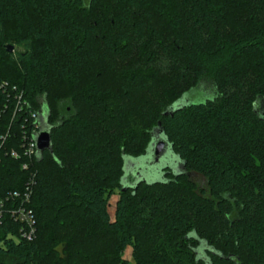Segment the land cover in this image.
Wrapping results in <instances>:
<instances>
[{
  "label": "trees",
  "instance_id": "1",
  "mask_svg": "<svg viewBox=\"0 0 264 264\" xmlns=\"http://www.w3.org/2000/svg\"><path fill=\"white\" fill-rule=\"evenodd\" d=\"M0 80V199L32 178L35 219L4 215L0 264H264V0H0ZM159 133L181 172L123 182Z\"/></svg>",
  "mask_w": 264,
  "mask_h": 264
},
{
  "label": "rangeland",
  "instance_id": "2",
  "mask_svg": "<svg viewBox=\"0 0 264 264\" xmlns=\"http://www.w3.org/2000/svg\"><path fill=\"white\" fill-rule=\"evenodd\" d=\"M212 88L213 87L211 86L210 82L208 81L200 82L198 86L191 89L190 91L185 93L182 97H180L177 101H175L172 104V107L176 108L178 106H182L185 104L198 103L206 99H209L213 96ZM262 102L263 101L260 100L258 102V106L261 105ZM143 157H146V159L150 158L149 145H148L146 154H144L143 156H140L138 158H133V157H128V156L125 157V160H124L125 161L124 162L125 175L129 173L130 178L133 181H139V180H145L147 182L161 181L164 179V173L166 172V170L174 174L178 173L181 170V168L179 167L180 160L171 151L169 145L165 146L164 151L162 155L160 156L158 162L147 164L144 162L145 158ZM148 162L151 163L150 161ZM133 164L135 165V169L131 168L134 166ZM126 177L127 176H124V179ZM188 178L194 184L195 186L194 189L196 192L200 191L202 192L204 196L208 194L207 186H206V179L201 174L196 173V172H189ZM123 182L127 183L126 179L123 180ZM152 192L154 194V192L156 191H152ZM116 198H117L116 195H112L109 199L108 212L111 217L113 215L114 202ZM131 252H132V248L130 246L126 247V249L124 250L123 257L127 260H130Z\"/></svg>",
  "mask_w": 264,
  "mask_h": 264
},
{
  "label": "built area",
  "instance_id": "3",
  "mask_svg": "<svg viewBox=\"0 0 264 264\" xmlns=\"http://www.w3.org/2000/svg\"><path fill=\"white\" fill-rule=\"evenodd\" d=\"M6 86L7 83L0 80V88L5 90ZM13 89H15V87H13ZM15 97L17 99V105H20L21 107V93H18ZM29 115L32 120L31 129L29 133L25 130L22 135L23 153L27 158L39 159L41 152L37 147L36 139L38 134L46 129V111L44 109H29ZM10 155L13 158L18 157V154L13 150L10 152ZM22 168H27V164H22ZM33 183L34 181L31 178L21 193L17 191H10L4 199H0V224L3 221L5 214L11 215L15 221H18L19 224H21L19 233L20 236L26 240H31L35 234V219L32 209L28 206Z\"/></svg>",
  "mask_w": 264,
  "mask_h": 264
},
{
  "label": "water",
  "instance_id": "4",
  "mask_svg": "<svg viewBox=\"0 0 264 264\" xmlns=\"http://www.w3.org/2000/svg\"><path fill=\"white\" fill-rule=\"evenodd\" d=\"M6 50L8 52H12L13 51V45L11 44H7L6 45ZM179 107V106H178ZM177 108V107H176ZM175 109L171 106L170 108ZM36 143H37V147L40 150V152H42L43 150H48L51 152V143H50V130H43L38 134V137L36 139ZM168 143L165 141V139L162 137V134L159 133L157 135H154L152 137V140L149 143V153H150V158L146 159L145 158V163L147 164H152L153 162H158L160 156L162 155L165 146ZM148 161H150L151 163H149ZM125 176L130 177V174L127 173ZM124 189V187H123Z\"/></svg>",
  "mask_w": 264,
  "mask_h": 264
},
{
  "label": "flooded vegetation",
  "instance_id": "5",
  "mask_svg": "<svg viewBox=\"0 0 264 264\" xmlns=\"http://www.w3.org/2000/svg\"><path fill=\"white\" fill-rule=\"evenodd\" d=\"M179 167L181 168V170H182V167H181V162L179 163ZM181 170L179 171V172H181Z\"/></svg>",
  "mask_w": 264,
  "mask_h": 264
}]
</instances>
